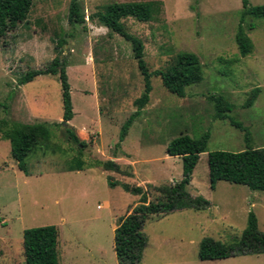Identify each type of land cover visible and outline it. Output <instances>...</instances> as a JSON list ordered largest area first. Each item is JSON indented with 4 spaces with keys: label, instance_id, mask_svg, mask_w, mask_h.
<instances>
[{
    "label": "rangeland",
    "instance_id": "obj_1",
    "mask_svg": "<svg viewBox=\"0 0 264 264\" xmlns=\"http://www.w3.org/2000/svg\"><path fill=\"white\" fill-rule=\"evenodd\" d=\"M149 1L159 4L153 20L121 21L124 30L141 41L149 73L163 69L177 53L189 52L201 65L202 79L178 98L151 75L148 101L118 142L142 80L130 44L91 16L109 4ZM69 2L33 0L26 19L0 39V121L40 123L50 132L49 140L40 142L26 160L27 176L16 169L8 142L0 139V264H23L22 231L49 225L57 231V264H117L112 230L138 196L119 186L109 188L105 178L139 186L147 201H153L155 187L181 178L180 159L165 154L166 144L179 135L198 138L204 132L205 151L198 155L185 190L209 205L203 211H175L145 221L147 244L140 264H264V256L254 255L223 261L196 258L204 237L233 242L245 228L249 211L264 233V192L222 181L210 190L206 166L207 152L264 147V20L245 31L252 51L240 57L234 42L240 0H77V17L83 19L79 23L68 21ZM247 2L264 5V0ZM54 57L66 61L72 110L66 125L84 146L64 132L56 76L16 83L20 74ZM256 88L255 99L244 108ZM210 95H221L232 105L225 119H214ZM230 122L239 123L247 135ZM78 158L82 170L66 171ZM96 160L128 166L130 177L103 171L93 166Z\"/></svg>",
    "mask_w": 264,
    "mask_h": 264
},
{
    "label": "trees",
    "instance_id": "obj_2",
    "mask_svg": "<svg viewBox=\"0 0 264 264\" xmlns=\"http://www.w3.org/2000/svg\"><path fill=\"white\" fill-rule=\"evenodd\" d=\"M32 1L0 0V39L26 19ZM76 1L70 0L69 2L67 18L70 23H79L83 20L77 17ZM240 5L241 11L234 34V42L239 56L245 57L252 51V44L245 31L253 30L255 21L264 20V5L251 6L247 0H240ZM158 12L159 4L157 2H125L106 5L91 16L96 19L99 25L119 35L130 44L131 56L142 80V91L132 101L134 111L120 126L118 142L123 140L132 122L139 117L148 101L151 75L158 77L161 86L178 98L184 96V89L187 86L197 84L202 79L201 65L197 57L189 52L177 53L163 69L149 73L143 60L141 41L129 35L124 30L121 21L131 18L136 22H149L155 18ZM65 67L66 61L63 57L61 59L54 57L41 68L30 69L20 74L16 83L23 85L41 75L56 76L59 83L61 121L67 123L72 118V110ZM257 92V88L250 91L249 98L242 105L244 108L252 104ZM207 100L212 104L213 117L217 120L225 119L226 114L233 108L221 95H210ZM98 112L101 114L100 109ZM230 124L247 135L239 123L230 122ZM54 125L58 126L59 124ZM64 132L71 142L84 146V143L77 139L69 126H64ZM49 138V129L44 124L0 121V139L8 142L9 156L15 163L16 169L24 176L28 175L26 160L29 155L40 142H47ZM207 138L208 133L206 132L198 138H190L183 134L171 139L166 144L165 154L180 159L181 178L173 185L155 187L156 197L153 201H147L146 191L139 186L117 182L109 176L105 178L109 188L119 186L122 191L138 196L137 204L128 213L117 219L112 230V250L117 264H139L142 250L146 245V237L142 233L145 221L157 220L175 211H203L207 209L208 201L200 196L192 197L185 190L198 155L205 151ZM74 161L75 163L70 164L66 171L82 170V161L79 158ZM93 166L99 167L103 171L130 177L128 166L121 168L112 160H96L93 162ZM206 166L210 190L214 188L216 182L222 181L244 186L250 191L264 192V147H246L244 150L236 152L222 150L207 152ZM56 237L57 231L52 225L23 230L21 235L23 264H57ZM259 254H264V233L257 230L256 218L249 211L246 216L245 228L233 242L221 244L211 238L204 237L198 242L196 258L201 261L221 260Z\"/></svg>",
    "mask_w": 264,
    "mask_h": 264
},
{
    "label": "crops",
    "instance_id": "obj_3",
    "mask_svg": "<svg viewBox=\"0 0 264 264\" xmlns=\"http://www.w3.org/2000/svg\"><path fill=\"white\" fill-rule=\"evenodd\" d=\"M115 227V226H114ZM147 242V241H146ZM147 244V243H146ZM145 247H146V245H145ZM145 247L143 248V250H142V253H141V258H140V262H141V259H142V256H143V251H144V249H145ZM261 256H264V254H259V255H254V257H256V258H258V257H261ZM240 257H248V256H240ZM240 257H238V258H240ZM233 258H237V257H229V259H233ZM228 258H225V259H221V261H223V260H227ZM198 260V259H197ZM199 262H203V261H201V260H198ZM205 261H216V260H205ZM140 262H139V264H140ZM176 264H187V262H185V261H183V260H180V261H178V263H176Z\"/></svg>",
    "mask_w": 264,
    "mask_h": 264
},
{
    "label": "water",
    "instance_id": "obj_4",
    "mask_svg": "<svg viewBox=\"0 0 264 264\" xmlns=\"http://www.w3.org/2000/svg\"><path fill=\"white\" fill-rule=\"evenodd\" d=\"M66 125V123L65 122H62V126L64 127Z\"/></svg>",
    "mask_w": 264,
    "mask_h": 264
}]
</instances>
